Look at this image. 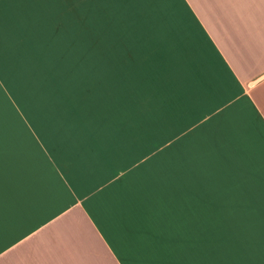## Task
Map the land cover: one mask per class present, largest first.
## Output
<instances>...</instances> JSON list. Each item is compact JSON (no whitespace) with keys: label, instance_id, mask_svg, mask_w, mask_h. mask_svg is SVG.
Here are the masks:
<instances>
[{"label":"crops","instance_id":"0c3cea01","mask_svg":"<svg viewBox=\"0 0 264 264\" xmlns=\"http://www.w3.org/2000/svg\"><path fill=\"white\" fill-rule=\"evenodd\" d=\"M0 0V264H264V0Z\"/></svg>","mask_w":264,"mask_h":264},{"label":"rangeland","instance_id":"374dc122","mask_svg":"<svg viewBox=\"0 0 264 264\" xmlns=\"http://www.w3.org/2000/svg\"><path fill=\"white\" fill-rule=\"evenodd\" d=\"M228 1V0H222ZM233 1V0H231ZM248 0H235L237 9L240 6L245 7ZM246 8V7H245ZM264 223V215L258 214L253 216L238 215L237 216V239H253L259 240L262 233V225Z\"/></svg>","mask_w":264,"mask_h":264}]
</instances>
